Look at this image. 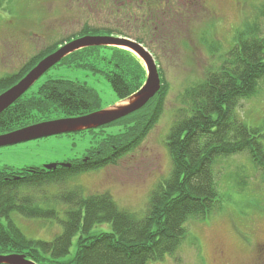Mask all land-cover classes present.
<instances>
[{"label": "trees", "instance_id": "16d2710c", "mask_svg": "<svg viewBox=\"0 0 264 264\" xmlns=\"http://www.w3.org/2000/svg\"><path fill=\"white\" fill-rule=\"evenodd\" d=\"M127 3L125 15L118 9L110 16L115 20L125 16L126 25L121 22L97 33L135 41L150 53L151 49L143 43L147 34L153 32L147 10L157 3H167L172 8L176 1ZM101 4L104 7V2ZM59 45L61 42L33 57L19 72L1 76L0 94L17 84ZM61 66L102 76L117 102L139 91L146 79L140 61L119 48L82 49L50 70ZM261 81L264 33L253 21L244 26L243 34L238 35L217 71L184 91L182 107L166 137L171 159L169 177L155 185L140 214L120 210L108 194L84 197L80 187L67 188L38 201L32 195L42 188H53L73 177L114 165L135 150L162 116L165 86L141 110L110 124L121 125L124 130L101 141L107 144L91 149L84 158L51 170L0 169V256L24 255L36 264H149L172 255L187 239L185 223H204L221 206L212 171L217 158L246 153L264 178V143L259 141L264 137L234 117L239 102L254 96ZM31 88L0 114V136L39 123L75 119L99 111V95L85 84L49 79L35 91ZM60 214L64 218L60 221L61 234L48 243L27 239L13 221L14 215L29 221H54ZM104 226L107 227L102 230Z\"/></svg>", "mask_w": 264, "mask_h": 264}, {"label": "rangeland", "instance_id": "374dc122", "mask_svg": "<svg viewBox=\"0 0 264 264\" xmlns=\"http://www.w3.org/2000/svg\"><path fill=\"white\" fill-rule=\"evenodd\" d=\"M123 1L0 0V77L19 72L33 57L80 32L98 36L102 29L110 30L121 22L126 25L125 16L122 20V16L116 20L110 17ZM175 1L172 8L167 3H157L147 10L148 17L145 13L153 32L147 34L149 38L143 43L151 49L161 86L167 87L158 123L135 150L114 165L34 191L32 196L37 201L67 188L80 187L84 197L108 194L120 210L140 214L155 185L169 177L171 159L166 137L182 107L184 91L217 71L238 35L243 34L244 26L255 21L264 33V0ZM49 79L85 84L99 95V111L117 102L102 76L64 66L48 71L31 91ZM234 117L264 137V81L254 96L239 102ZM123 130L117 124L0 148V169L44 168L82 159L91 149L107 144L101 141ZM259 141L264 143V139ZM212 171L220 208L204 223L186 222L188 236L178 250L149 264H264L263 176L246 153L217 158ZM62 220V214L57 220L46 222L13 216L27 239L46 243L61 234ZM74 250L72 247L70 253Z\"/></svg>", "mask_w": 264, "mask_h": 264}, {"label": "water", "instance_id": "95a60500", "mask_svg": "<svg viewBox=\"0 0 264 264\" xmlns=\"http://www.w3.org/2000/svg\"><path fill=\"white\" fill-rule=\"evenodd\" d=\"M96 47L125 49L134 54L143 63L146 72V81L142 88L128 99L106 110L75 119L39 123L2 135L0 136V148L108 126L141 110L159 93L161 83L155 60L143 46L124 38L84 37L69 42L46 56L17 84L0 94V114L18 101L47 71L63 59L79 50ZM51 168L54 166L45 167L48 170ZM0 264L35 263L24 255H10L0 256Z\"/></svg>", "mask_w": 264, "mask_h": 264}, {"label": "flooded vegetation", "instance_id": "af4514ba", "mask_svg": "<svg viewBox=\"0 0 264 264\" xmlns=\"http://www.w3.org/2000/svg\"><path fill=\"white\" fill-rule=\"evenodd\" d=\"M127 1H129V0H125L123 2H120V7L119 8H116L117 11H118V9H121L123 12H126L125 9H127V7H128ZM142 2H143V0H141V3ZM124 15H125V13H124ZM106 36L107 35H105V37ZM84 37H96V36L95 35H91V34H83V33L80 32L77 36L75 35V36H73L72 38H70L68 40L62 41L61 44L62 43L63 44H67L69 42H72L74 40H77V39H80V38H84ZM98 37H102V36L101 35H98Z\"/></svg>", "mask_w": 264, "mask_h": 264}]
</instances>
